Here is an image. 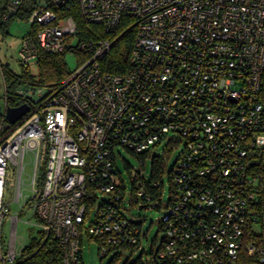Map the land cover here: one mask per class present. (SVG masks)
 Listing matches in <instances>:
<instances>
[{"label": "built area", "instance_id": "2783aa9c", "mask_svg": "<svg viewBox=\"0 0 264 264\" xmlns=\"http://www.w3.org/2000/svg\"><path fill=\"white\" fill-rule=\"evenodd\" d=\"M21 2L0 3V23ZM27 21L22 68L38 50L71 52L78 63L56 87L22 80L14 94L28 110L8 127L3 100L0 264H29L50 238L59 249L51 264H82L84 239L106 257L136 242L129 208L141 204L161 212L151 264H237L264 185V0H31ZM121 27L135 30L127 65L103 70ZM146 160L160 165L159 179L144 173ZM13 203L33 217L29 253V241L16 247Z\"/></svg>", "mask_w": 264, "mask_h": 264}, {"label": "trees", "instance_id": "16d2710c", "mask_svg": "<svg viewBox=\"0 0 264 264\" xmlns=\"http://www.w3.org/2000/svg\"><path fill=\"white\" fill-rule=\"evenodd\" d=\"M31 9V0H22L21 6L19 10L14 13L12 16H17L23 20H28ZM9 17L7 20L0 23V28H3L6 23L11 20ZM126 19V18H125ZM125 19L122 20V25L124 24ZM134 29L130 28L127 31L123 32L122 27L117 31V38L114 41L111 52L107 59H105L101 63V68L103 70L109 72H121L127 65L126 55L130 50L133 44L134 38ZM65 53H51L44 50H38L37 57L35 59V63L38 67V75L37 77L31 75L28 71H23L20 74L16 75V73H12L8 70V68L3 67V81L6 84L5 93L2 99L5 101L7 107H18L21 105L22 101L20 98L15 96V90L21 86V81H31L38 83L40 85H44L47 87H56L61 84V82L68 76L69 70L64 61ZM261 96L264 97V75H262V84H261ZM7 124V121L4 119L3 126ZM7 130L3 129L2 133H5ZM150 173L151 175L159 179L160 177V165L156 164L152 161L150 164ZM158 192L153 195H157ZM258 200L254 204L257 221L253 224L249 225L244 233L242 247L238 254L237 264H264V262H260V259H264V185H262L261 189L258 192ZM140 209H146L143 204L136 206ZM135 208V207H134ZM160 211L159 209H157ZM161 217V216H160ZM133 218L132 220H130ZM130 223L129 228L132 233L136 236V242L134 244L123 243L121 245H116L113 247V251L109 253L112 256L110 264H115L118 262L119 258L122 255H132L138 249L141 242V238H145V233L142 232V223L140 220L133 217L130 213L128 217ZM257 225L258 231L255 232V228L253 225ZM159 230L162 232L163 237V224L159 219ZM30 245H28L25 249L27 253L31 252L36 248L35 242L29 241ZM160 243V241H159ZM252 243L257 248L260 249L261 253H255L254 255H249L246 246ZM159 246V244H158ZM153 250H151L152 252ZM150 252V254H151ZM149 254V255H150ZM59 259V249L55 241L51 238L48 239L40 248H38L33 255V257L28 262L29 264H39V263H47L51 264L57 262ZM124 264H151L150 261L145 260V263L142 262V257L139 260L134 262L125 261ZM163 264V263H161Z\"/></svg>", "mask_w": 264, "mask_h": 264}, {"label": "rangeland", "instance_id": "374dc122", "mask_svg": "<svg viewBox=\"0 0 264 264\" xmlns=\"http://www.w3.org/2000/svg\"><path fill=\"white\" fill-rule=\"evenodd\" d=\"M4 0H0L2 3ZM5 29H0V65L8 68L12 73L20 74L23 71H28L31 75L37 77L38 67L35 61L28 64V66L21 67L18 62V50L20 47L22 37L29 31V23L27 20H23L17 16H12L11 20L4 26ZM64 61L69 71H72L77 66V58L71 53H65ZM3 78V77H2ZM6 84L1 80L0 76V105L3 103V95L5 93ZM178 150H173L170 153L169 159L166 163V169L169 170L176 158ZM160 155L159 153H157ZM125 163L129 165L131 169H138L140 162L129 155L128 153H121ZM27 162V157H25ZM117 168L122 174V178L125 184L128 185V175L124 162L117 160ZM27 173L29 168H26ZM150 169V161L146 160L144 163V173H148ZM27 179V175H24V180ZM165 197V196H164ZM9 214H19V221L16 226V232L19 236L16 241V247L19 248L29 241V229L27 223H32L33 217L31 216L30 209L21 211L16 203L9 205ZM130 213L133 217L140 220L142 223V232L145 233V238H141L139 249L132 255H122L118 262L115 264H124L125 261L134 262L142 257V262L145 263L146 257L150 254L151 250H155L158 247L162 232L159 230V219L161 212L157 209H140L138 207H130ZM255 232L258 231L257 225H253ZM2 248L5 251L9 243V223L4 221L1 230ZM112 256L100 258L97 252V243L94 241L82 242V264H110Z\"/></svg>", "mask_w": 264, "mask_h": 264}, {"label": "water", "instance_id": "95a60500", "mask_svg": "<svg viewBox=\"0 0 264 264\" xmlns=\"http://www.w3.org/2000/svg\"><path fill=\"white\" fill-rule=\"evenodd\" d=\"M1 110V105H0ZM28 110L27 105L22 104L18 107H7L5 110V120L7 121L8 127L11 124H14L18 119H20Z\"/></svg>", "mask_w": 264, "mask_h": 264}, {"label": "crops", "instance_id": "0c3cea01", "mask_svg": "<svg viewBox=\"0 0 264 264\" xmlns=\"http://www.w3.org/2000/svg\"><path fill=\"white\" fill-rule=\"evenodd\" d=\"M0 29H5V28L3 27V28H0ZM2 71H3V67L0 65V76H1V80L3 81V78H2L3 77L2 76L3 75V72ZM16 75H18V74H16ZM2 105H3V103L1 104V106Z\"/></svg>", "mask_w": 264, "mask_h": 264}]
</instances>
